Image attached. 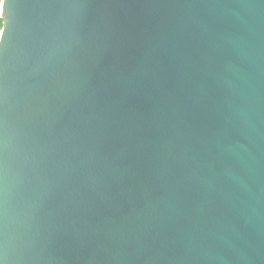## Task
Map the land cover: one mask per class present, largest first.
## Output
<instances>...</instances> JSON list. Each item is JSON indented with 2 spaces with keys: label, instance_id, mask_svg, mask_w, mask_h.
<instances>
[{
  "label": "water",
  "instance_id": "obj_1",
  "mask_svg": "<svg viewBox=\"0 0 264 264\" xmlns=\"http://www.w3.org/2000/svg\"><path fill=\"white\" fill-rule=\"evenodd\" d=\"M3 19V264H264V0Z\"/></svg>",
  "mask_w": 264,
  "mask_h": 264
},
{
  "label": "snow or ice",
  "instance_id": "obj_2",
  "mask_svg": "<svg viewBox=\"0 0 264 264\" xmlns=\"http://www.w3.org/2000/svg\"><path fill=\"white\" fill-rule=\"evenodd\" d=\"M7 8V0H2L0 2V44L5 40V37L8 34V25L3 19L4 12Z\"/></svg>",
  "mask_w": 264,
  "mask_h": 264
},
{
  "label": "clouds",
  "instance_id": "obj_3",
  "mask_svg": "<svg viewBox=\"0 0 264 264\" xmlns=\"http://www.w3.org/2000/svg\"><path fill=\"white\" fill-rule=\"evenodd\" d=\"M0 2H2V0H0ZM0 264H3V261H0Z\"/></svg>",
  "mask_w": 264,
  "mask_h": 264
}]
</instances>
